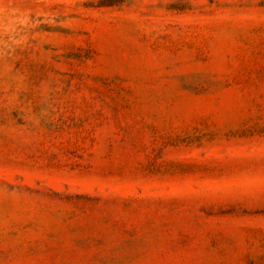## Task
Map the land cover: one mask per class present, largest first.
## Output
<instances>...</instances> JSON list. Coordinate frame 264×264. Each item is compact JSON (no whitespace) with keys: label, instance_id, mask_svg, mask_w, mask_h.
Returning <instances> with one entry per match:
<instances>
[{"label":"rangeland","instance_id":"obj_1","mask_svg":"<svg viewBox=\"0 0 264 264\" xmlns=\"http://www.w3.org/2000/svg\"><path fill=\"white\" fill-rule=\"evenodd\" d=\"M0 264H264V0H0Z\"/></svg>","mask_w":264,"mask_h":264}]
</instances>
